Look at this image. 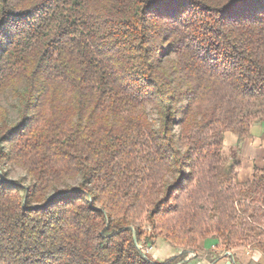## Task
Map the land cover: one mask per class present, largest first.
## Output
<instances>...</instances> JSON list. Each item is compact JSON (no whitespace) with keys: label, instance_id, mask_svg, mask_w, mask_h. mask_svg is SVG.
Segmentation results:
<instances>
[{"label":"trees","instance_id":"16d2710c","mask_svg":"<svg viewBox=\"0 0 264 264\" xmlns=\"http://www.w3.org/2000/svg\"><path fill=\"white\" fill-rule=\"evenodd\" d=\"M7 94L0 164L31 182L0 169V264L264 256V170L240 183L222 153L264 119V0H0ZM153 237L184 252L153 262Z\"/></svg>","mask_w":264,"mask_h":264},{"label":"crops","instance_id":"0c3cea01","mask_svg":"<svg viewBox=\"0 0 264 264\" xmlns=\"http://www.w3.org/2000/svg\"><path fill=\"white\" fill-rule=\"evenodd\" d=\"M222 145L225 164L237 166V181H250L255 168L264 170V119L252 122L247 137L241 141L234 134L226 132ZM197 246L205 253L216 254L211 264H225L228 262L227 254L231 255L232 264H264V256L259 251L244 247L225 251L213 238L201 240Z\"/></svg>","mask_w":264,"mask_h":264},{"label":"rangeland","instance_id":"374dc122","mask_svg":"<svg viewBox=\"0 0 264 264\" xmlns=\"http://www.w3.org/2000/svg\"><path fill=\"white\" fill-rule=\"evenodd\" d=\"M173 60L172 56H166L163 58V64L165 67L168 68L169 62ZM184 102H181L177 105L178 109V116H180L181 111L184 108ZM0 107L5 109L8 113L9 120L16 121L17 118V100L15 97H13L11 94L0 95ZM149 115L152 119H156L155 114L152 110H149ZM178 128H175V131H177ZM7 149V146H5ZM0 169L2 173V177L5 178L8 181H18L22 183L23 186L27 187L30 184V179L25 175L24 171L18 167H15L8 162H2L0 164ZM78 181H70L68 182L69 186H75L77 185ZM142 231L145 233L144 235H149L150 230L148 225L142 221L138 224ZM143 248L144 252L148 255V257L156 263H162L166 261L169 258L172 257H178L181 253L184 252L181 248H175L169 245L167 242L160 238L153 237L152 242H143ZM186 257L183 259L180 257L183 261H192L188 264H211L213 259L216 256V254L212 253H205L202 251L198 246L192 250H186ZM231 252V251H229ZM221 256V255H220ZM222 257V256H221ZM229 261V257H227ZM179 263V264H180Z\"/></svg>","mask_w":264,"mask_h":264},{"label":"water","instance_id":"95a60500","mask_svg":"<svg viewBox=\"0 0 264 264\" xmlns=\"http://www.w3.org/2000/svg\"><path fill=\"white\" fill-rule=\"evenodd\" d=\"M227 256L229 257L230 260L228 262H226L225 264H232L233 261L231 260V258H232L231 255L230 254H227Z\"/></svg>","mask_w":264,"mask_h":264},{"label":"built area","instance_id":"2783aa9c","mask_svg":"<svg viewBox=\"0 0 264 264\" xmlns=\"http://www.w3.org/2000/svg\"><path fill=\"white\" fill-rule=\"evenodd\" d=\"M140 248V246H138Z\"/></svg>","mask_w":264,"mask_h":264}]
</instances>
